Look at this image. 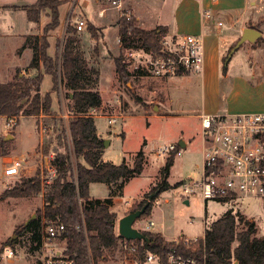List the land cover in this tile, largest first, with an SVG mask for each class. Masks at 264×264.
<instances>
[{
  "label": "rangeland",
  "instance_id": "obj_1",
  "mask_svg": "<svg viewBox=\"0 0 264 264\" xmlns=\"http://www.w3.org/2000/svg\"><path fill=\"white\" fill-rule=\"evenodd\" d=\"M16 1L0 0V4L13 5ZM71 1L82 6L83 2L87 0ZM101 1H103V8L113 10L116 13V26L119 30V21L125 19L121 16V13L131 11L126 4V0H121V11L115 9L108 1ZM246 1L250 4V7L258 12L259 10L264 12V0ZM175 2L176 0H139L137 10L142 20V28H150L161 21L169 20ZM22 3L32 6L36 2L35 0H25ZM28 6H24V8ZM46 13L48 11L41 14L40 21L42 20L43 25L50 21L49 18L45 17L44 14ZM72 16V22H68L66 29L69 28L75 32L74 22L77 18L84 21V18L79 13ZM132 20L135 26L141 29L132 15L130 20L125 19L127 22ZM40 21L38 25L30 26L26 22L23 13L14 14L9 10L0 12V83H6L10 78L11 81L14 80L13 65L24 67L27 74L32 72L28 70L27 66L30 53L27 48H23L24 39L21 36L30 33V27H34L35 32L39 31ZM88 29L93 30L97 39L100 28L85 24L84 30L88 31ZM65 31L62 32V40L66 38ZM75 33L80 37V33ZM62 40H58L57 43L61 44ZM104 40L112 45L111 54L116 57L118 50L116 49L117 37H115V32L106 31ZM82 44L85 47L88 46L87 39L84 38ZM100 54L106 57L109 56L108 52H105L102 47ZM129 54V51H122L119 47L118 56H122V62L126 65L129 73L133 74L135 69L138 68L155 77L149 72L151 68L150 59L145 57L143 51H133V56ZM87 57L90 64H94L95 67H98V63L100 64L98 67L99 81L97 89L104 103L102 109L93 113V117L96 118L97 135L102 139L100 159L114 165H119L122 162L131 165L139 150H142L145 156L142 174L133 177L123 185L119 200L110 209L116 215L117 229L120 218L133 209L142 206L143 203L145 204L149 196H152L149 195L150 193L154 195L153 192H150L151 188L155 186L159 171L164 167L165 161L169 157V155L158 157L156 152L159 147L171 144L178 145L181 140L186 144L185 148L180 147L181 155L174 157L173 165L166 176L169 185L200 178L202 166L200 125L196 119L188 118L184 112L172 111L174 114H165L155 111L151 104L145 106L142 102L150 100L147 98L149 94L145 89L141 92L136 91V81L139 80V77H127L124 81L116 84L119 86V92L111 94L116 76L113 63L115 57L109 56V59L104 60L99 58L98 54H92L91 56V53L87 54ZM152 57L155 58L157 55L153 54ZM39 73L42 75V94L50 93L51 109L64 121L63 126L67 128L69 115L66 106L70 104V101L66 98L65 92L59 84L57 85L58 91H52V78L46 75L42 69L39 70ZM190 75L192 74L186 72L181 75L158 78L183 76L179 80L181 81L180 85L186 86L192 78ZM144 87L147 89L145 85ZM194 98L197 101L198 94L194 95ZM168 110L174 109L168 107ZM109 119H114V121L109 124ZM6 121L7 118H0V139L8 137L6 141L10 142L12 151L8 157L0 159V264H39V246L33 249L36 243H31L30 233L22 232L21 228L32 216H34V219L36 218L37 211L43 209L44 198L40 194L27 198H4L3 194L18 185L21 179L37 178L40 175L41 157L53 154L51 151L44 152L54 138L51 128L52 121L41 116L33 118L32 121L21 117L17 119V125L11 131L5 128ZM18 125L19 127H17ZM15 128L17 131H21V138L16 144H14ZM65 145L72 173L75 174L76 162L72 153V141L67 131H65ZM15 158H21L23 161L19 176L4 177L3 170ZM178 187L164 191L155 197L149 214L140 219L141 216L133 226L145 229L147 223L151 221L154 226L148 231L159 233L167 241H173L181 237L196 238L203 236L205 224L209 226L211 222L221 217L226 211L232 210L242 216L245 221L253 223L257 231L256 236L264 239V204L261 200L245 198L229 204L215 201L205 202L200 196L182 198ZM108 194V187L105 184H93L90 187L91 198L105 199ZM186 201L187 204H185ZM240 228H242V225H240ZM60 246L65 245L60 244ZM6 248L13 251V257H4Z\"/></svg>",
  "mask_w": 264,
  "mask_h": 264
},
{
  "label": "trees",
  "instance_id": "obj_2",
  "mask_svg": "<svg viewBox=\"0 0 264 264\" xmlns=\"http://www.w3.org/2000/svg\"><path fill=\"white\" fill-rule=\"evenodd\" d=\"M35 4L25 7L28 22L37 24L44 11H48L49 23L43 28L42 36L24 38L23 48L32 51L28 70L35 71L29 75L25 71L16 70L13 81L0 83V117L5 118H48L52 121L54 138L44 150L53 152V164L56 167V179L47 187L44 207L37 211L36 218L29 221L22 232L30 233L31 243L40 245V220L43 215L47 219H59L65 225V254L76 264H98L112 259L118 250V242L122 239L116 232V215L110 211L112 198L121 195L123 185L133 177L140 176L144 169L145 156L139 150L131 165L122 162L114 165L100 159L102 141L98 138L91 110L101 106L98 92V71L86 62L80 39L69 28L66 38L57 44L53 57L49 56L48 34L55 31L60 24L59 7L61 0H35ZM264 23V18L259 21ZM118 36L122 51H139L161 55L160 39L167 34L164 27L145 31L135 26L134 21L120 22ZM92 39L96 35L88 29ZM236 43L230 47V50ZM229 50V51H230ZM227 56L224 57L225 63ZM115 74L118 80L124 81L132 75H145L144 71L135 69L129 73L119 55L113 59ZM40 66L46 75L53 80L52 91H58L57 85L64 90L70 104L66 106L69 115L68 127L51 109L50 93L41 92L42 75ZM225 70V66H223ZM182 73H178L181 75ZM67 129V130H65ZM65 131L69 132L72 141V153L76 162L75 174L66 152ZM179 149V146L176 145ZM10 142L0 139V159L10 155ZM174 162L171 154L159 171L158 180L149 195L150 201L133 209L135 212L144 205L147 208L140 219L149 214L155 197L180 183L169 185L166 176ZM105 184L108 187V198L104 200L90 199L89 185ZM40 183L38 178L21 179L18 185L3 194L4 198H27L38 195ZM148 195V196H149ZM147 196V197H148ZM150 197V196H149ZM242 225V228H240ZM79 226L78 230L75 227ZM255 225L245 221L238 213L226 211L204 230V240L196 256L202 257L205 264H264V239L256 236ZM146 241L136 240L138 245L149 252L164 255L169 252L187 253L179 245L165 241L161 235L142 232Z\"/></svg>",
  "mask_w": 264,
  "mask_h": 264
},
{
  "label": "crops",
  "instance_id": "obj_3",
  "mask_svg": "<svg viewBox=\"0 0 264 264\" xmlns=\"http://www.w3.org/2000/svg\"><path fill=\"white\" fill-rule=\"evenodd\" d=\"M23 1L25 0H17L13 5L0 4V12L9 10L14 14L23 13L26 22L30 24V26L38 25L39 22L37 24L28 22L24 10V6L28 5L23 4ZM61 1H63L64 4L59 7V27L48 34V55L51 57L55 55L57 42L58 40H62L61 36L63 30L65 31L68 22H72V15L79 13L84 18L85 24L100 28L96 40L91 38L88 31L83 29L78 32L74 28L75 32L80 33L79 37L74 32L76 37L80 39L81 48L88 65L95 67L94 64H90L87 57V54L89 55L90 53L91 56L92 54H98V57L104 60L107 58L109 59V56L114 58L115 56L111 54L112 45L105 41L104 37L106 31H114L115 37H118L119 30L116 26V13L113 10L103 8V1L101 0H87L83 2L82 6L76 2L73 3L71 0ZM138 1L139 0H126V4L142 30L152 31L156 27H164L167 30V34L170 36H200L204 53L202 72L197 75H190L192 78L186 86L180 85L181 81L179 80L183 78V76L158 78L150 74L132 75V77L135 78L139 77V80L136 81V91L141 92L145 89L149 94L147 98L150 100L142 102L145 106L151 104L155 111H160V113L165 114H174L172 111L179 113L184 112L188 118L196 119L199 125V116L201 115L264 114V23L259 22L264 18V12L261 10L258 12L250 7V4L246 0H176L169 20L161 21L150 28H142V20L137 10ZM204 11H209L211 17H204ZM44 15L47 19L49 18L48 13ZM46 24H48V22L43 25L41 20L39 31L35 32L33 29L34 27H30V33L24 34L21 37L24 39L28 36H42L43 27ZM246 28L257 30L260 33V37L254 42H244L239 49L232 54L230 59L224 63L223 59L228 55L230 47L238 41L242 31ZM84 38L88 41V46L86 47L82 44ZM101 47L105 49V52H108V57L100 54ZM116 49L119 52L118 42ZM27 50L30 53V62L32 51L29 48H27ZM118 52L116 57L118 56ZM99 65L98 63V67ZM223 66H225V70H223ZM21 67L22 66L13 65V73L15 74L16 70H21V73H24L25 68ZM98 67H95L97 71ZM40 69H42L41 66ZM34 74L35 71L29 72V75ZM11 80L10 78L8 82ZM119 83L120 81L115 76L110 92L111 94L119 92V86L116 85ZM197 94L198 99L195 101L196 98H194V95ZM117 101L118 100H116V102ZM103 103L104 101L101 98L100 108L94 110L102 109ZM168 107L174 110L170 111ZM0 118L2 119L3 117ZM33 118L36 117L23 119L32 121ZM95 119L94 117V124ZM19 125L17 127H19ZM16 128L14 131V144L21 138V131H17ZM98 138L102 141L99 136ZM181 142L183 143L181 148H185V142L183 140H181ZM92 185L93 184L89 185V197L90 199H95L90 196V187ZM117 200H119V196L112 198L111 207ZM187 203L186 201V204ZM156 234L159 233L156 232Z\"/></svg>",
  "mask_w": 264,
  "mask_h": 264
},
{
  "label": "built area",
  "instance_id": "obj_4",
  "mask_svg": "<svg viewBox=\"0 0 264 264\" xmlns=\"http://www.w3.org/2000/svg\"><path fill=\"white\" fill-rule=\"evenodd\" d=\"M106 1L118 11L122 10L121 0ZM131 15V11L121 13L126 20H130ZM203 16L210 18L211 14L209 11H204ZM73 26L79 32L84 29L85 22L77 18ZM119 41L118 36V44ZM160 46L162 54L155 58L152 57L153 54L143 51L145 57L150 59L149 72L155 77L176 76L178 73L186 72L197 75L202 72L204 53L200 36L165 34L160 39ZM129 52V55L133 56V51ZM94 111L93 109L90 112L92 117ZM199 119L201 176L197 180H186L179 184L181 197L187 199L190 196H200L205 202L215 201L226 204L253 198L261 200L264 204V114H212L201 115ZM113 121L114 119H109L108 123ZM16 125V118H8L5 128L11 131ZM171 154L174 157L180 156V147L178 149L174 144L161 146L156 152L158 157ZM53 158V154L41 157V173L37 178L40 183L39 194L42 198L45 197L47 187L56 178ZM22 164L21 159H14L3 170V176L7 178L19 176ZM151 198L152 196L148 201ZM153 226L154 223L150 221L145 229L135 228L140 232H149L148 230ZM78 229L79 226L75 227V230ZM65 235V225L59 219L51 220L41 216L39 264H76L65 254V246H60V244L65 245ZM203 240L204 233L202 237H181L168 241L179 245L187 253L169 252L161 255L147 251L142 245H138L136 240L128 241L122 238L118 242V250L114 257L98 264H205L202 257L196 256ZM13 256L11 249L4 250L5 258Z\"/></svg>",
  "mask_w": 264,
  "mask_h": 264
},
{
  "label": "water",
  "instance_id": "obj_5",
  "mask_svg": "<svg viewBox=\"0 0 264 264\" xmlns=\"http://www.w3.org/2000/svg\"><path fill=\"white\" fill-rule=\"evenodd\" d=\"M259 37H260V33L257 30H255L253 28H246V29H244L242 31V34H241L240 38L236 42L235 46L229 51V53L227 55L226 62L230 59V57L232 56V54L237 49H239V47L244 42H254ZM7 139H8V137L5 138L4 140L6 141ZM178 146L179 147H182L183 146V143L182 142H179L178 143ZM185 204H186V202H185ZM146 208H147V205H144L141 209H139V210H137L135 212H130L127 215H125L124 217H122V218H120L118 220L117 233H118V235L120 237H122L123 239L128 240V241H134V240H140V241L143 240V241H146V237L142 234V232H140L139 230H137L133 226L134 223L144 214ZM32 219H34V216H32L29 219V221H31ZM234 264H237V263H234Z\"/></svg>",
  "mask_w": 264,
  "mask_h": 264
}]
</instances>
